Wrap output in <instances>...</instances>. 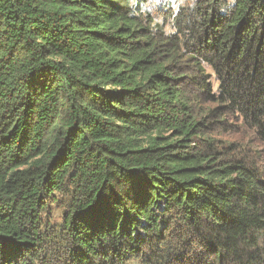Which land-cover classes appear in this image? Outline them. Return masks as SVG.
I'll return each mask as SVG.
<instances>
[{
    "label": "trees",
    "instance_id": "obj_1",
    "mask_svg": "<svg viewBox=\"0 0 264 264\" xmlns=\"http://www.w3.org/2000/svg\"><path fill=\"white\" fill-rule=\"evenodd\" d=\"M144 1L0 0V264H264V0Z\"/></svg>",
    "mask_w": 264,
    "mask_h": 264
},
{
    "label": "rangeland",
    "instance_id": "obj_2",
    "mask_svg": "<svg viewBox=\"0 0 264 264\" xmlns=\"http://www.w3.org/2000/svg\"><path fill=\"white\" fill-rule=\"evenodd\" d=\"M196 0H145L143 2V9L149 11L154 20L158 23H164L163 17H165L166 24L165 29L169 28L171 23V14L169 12L172 9V14L176 9L180 7H186L193 5ZM227 124L223 129L216 131L217 139L226 146L234 147V155L244 158L250 163L254 164L256 168L263 170L264 166V153L262 151L263 145L257 139L256 134L244 127L239 121L236 122L232 117L227 118ZM54 208L50 223H56L60 218V210Z\"/></svg>",
    "mask_w": 264,
    "mask_h": 264
},
{
    "label": "clouds",
    "instance_id": "obj_3",
    "mask_svg": "<svg viewBox=\"0 0 264 264\" xmlns=\"http://www.w3.org/2000/svg\"><path fill=\"white\" fill-rule=\"evenodd\" d=\"M221 10H223V9H221Z\"/></svg>",
    "mask_w": 264,
    "mask_h": 264
}]
</instances>
